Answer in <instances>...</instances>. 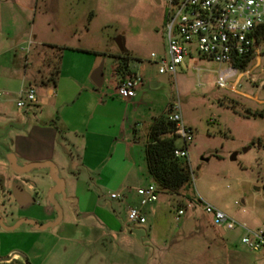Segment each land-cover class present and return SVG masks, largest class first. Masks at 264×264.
Segmentation results:
<instances>
[{
	"label": "crops",
	"instance_id": "crops-1",
	"mask_svg": "<svg viewBox=\"0 0 264 264\" xmlns=\"http://www.w3.org/2000/svg\"><path fill=\"white\" fill-rule=\"evenodd\" d=\"M39 1L0 0V129L6 133L0 141V213H15L5 221L8 226L24 219L48 224L55 222L59 213L62 218L55 227L43 230L29 224L13 232L0 229V264H25L23 258L29 264H135L133 259L137 257L150 262L156 256L152 245L166 246L172 232L170 200L164 197L170 195L166 193L144 208L146 224L128 221V208L139 205L138 190L154 184L145 161L153 120L144 112L148 108L144 89L131 99L117 95L118 62L111 67L112 90L105 89L104 63L94 59L97 57L92 52L77 47L63 54L57 84H48L49 76L39 68L45 54L39 47L49 44L38 42L30 16L26 21L21 15L34 13ZM12 2L18 11L13 10ZM26 43L32 50L25 54L21 45ZM194 62L188 60L184 66L193 67ZM101 65L104 84L98 88L94 73ZM152 85L160 83L154 81ZM29 86L36 89L37 103L21 109L17 101ZM228 89L238 98L219 101L264 110V99H259L264 89L256 88V96L236 87L235 82ZM37 107L39 112L34 110ZM186 123L192 128L188 120ZM143 124L147 128L142 134ZM11 155L20 166L55 164L66 195L49 197L56 185L47 168L41 169L46 176L35 185L15 175L9 163ZM15 180L19 181L17 188L12 184ZM11 187L12 195L8 194ZM113 193L123 198L113 200ZM67 199L76 202L64 201ZM198 199L208 202L198 195L190 204L193 211H203ZM54 200L60 204L51 206ZM230 212L249 228H258L254 223L258 213L252 217L244 211ZM12 255V260L4 261Z\"/></svg>",
	"mask_w": 264,
	"mask_h": 264
},
{
	"label": "rangeland",
	"instance_id": "rangeland-1",
	"mask_svg": "<svg viewBox=\"0 0 264 264\" xmlns=\"http://www.w3.org/2000/svg\"><path fill=\"white\" fill-rule=\"evenodd\" d=\"M44 1H39L34 13L21 14L24 20L30 16L38 42L66 47L67 51L77 47L92 52L97 57L94 59L104 63L105 89L112 90L111 67L122 55L116 40L122 37L126 52L130 53V70L144 77V87L140 89H144L143 99L148 103L144 112L153 121L167 118L179 101L184 121L188 120L194 130L195 138L189 145V161L195 173L193 187L177 196H164L170 200L172 233L166 246L152 245L151 251L156 256L150 262L137 257L133 259L134 263L264 264V250L254 252L243 244L246 233L242 228H220L214 225L211 216L200 208L193 211L190 205L201 195L242 224L230 211L248 212L252 217L258 213L259 217L254 219L258 228L254 230L264 226V119L245 118L241 115L247 110L245 107L236 103L226 105L218 100L237 99L238 96L228 88L218 86V66L213 63H192L204 69L201 77L193 67L179 68L177 82L169 75L159 74V65L153 61L152 54L161 57L167 52L164 4L157 5L153 0ZM12 7L18 11L15 3ZM21 49L24 53L29 52L32 46L26 43ZM39 49L45 53L40 58L39 68L48 77L57 63L58 53L47 46ZM263 70L264 58L260 67L258 60L250 64L248 71H252L257 80L253 82L243 76L241 87L245 92L256 96V88L263 86L261 89H264ZM222 74L230 83L240 76L228 65ZM154 81L160 85L153 87ZM259 99H264V90L259 93ZM34 110L39 112L40 109ZM146 128L143 124L142 134ZM3 138L6 133L0 129V141ZM177 144L182 147L184 143L178 140ZM234 156L235 160L232 159ZM43 171L35 169L22 177L35 185L46 176ZM180 209L184 214L178 217Z\"/></svg>",
	"mask_w": 264,
	"mask_h": 264
},
{
	"label": "built area",
	"instance_id": "built-area-1",
	"mask_svg": "<svg viewBox=\"0 0 264 264\" xmlns=\"http://www.w3.org/2000/svg\"><path fill=\"white\" fill-rule=\"evenodd\" d=\"M155 2V0H153ZM166 7V36L167 52L158 57L152 54L153 61L159 65L160 75H169L175 78L186 60L210 62L218 66L219 87L229 88L230 82L222 74L223 68L228 65L234 73H240L236 87L241 86L243 76L255 82L256 75L248 69L244 72L235 68L237 59L252 56L258 60V67L262 63V47L254 38L257 27L264 25V0H159ZM156 3V2H155ZM157 4V3H156ZM158 5V4H157ZM201 77L203 68L193 66ZM264 73V70H263ZM144 86V77L133 74L117 78L114 90L123 99H131ZM263 86H260L261 90ZM0 93V98H1ZM37 103L36 89L32 86L24 89L17 101L21 109L34 106ZM170 120L176 124L175 135L183 141V146L175 151L177 157L189 159V145L194 141L193 128L188 126L182 115L180 102L172 108ZM139 205L128 208V221L132 224L144 225L147 217L144 208L156 203L161 193L155 184L139 189ZM113 200H121L119 193L110 195ZM203 211L212 217L214 225L234 230L242 228L246 235L242 242L251 251L264 250V226L254 230L239 223L212 204L198 199ZM184 210L178 211V217Z\"/></svg>",
	"mask_w": 264,
	"mask_h": 264
},
{
	"label": "trees",
	"instance_id": "trees-1",
	"mask_svg": "<svg viewBox=\"0 0 264 264\" xmlns=\"http://www.w3.org/2000/svg\"><path fill=\"white\" fill-rule=\"evenodd\" d=\"M256 42L262 47L264 58V25L256 28L254 31ZM47 46L58 53L57 63L51 72L47 83L56 85L61 74V63L63 54L68 50L66 47L57 45ZM253 61L252 56L237 59L235 68L241 72L246 71ZM130 53L122 54L115 69V74L119 78L133 75L129 67ZM238 113L235 107H229ZM245 118H263L264 110L247 109L241 114ZM176 124L167 118H157L153 121L149 133L148 141L145 147V161L149 175L153 183L157 186L160 193H166L173 196L180 195L183 190L193 187L195 173L191 168L189 159H182L176 156L178 149V137L175 135ZM261 145L262 140L259 141Z\"/></svg>",
	"mask_w": 264,
	"mask_h": 264
},
{
	"label": "water",
	"instance_id": "water-1",
	"mask_svg": "<svg viewBox=\"0 0 264 264\" xmlns=\"http://www.w3.org/2000/svg\"><path fill=\"white\" fill-rule=\"evenodd\" d=\"M155 2L158 5L160 4L159 0H155ZM116 43L119 46L122 54L127 53L126 49L123 46L122 37H119L116 40ZM94 82H95V84H96V86L98 88H102L103 87V84H104L103 65H101L95 71V73H94ZM10 157L11 158H9V163L11 165V168L18 175L28 174V173L32 172L33 170H35V169H38V170L46 169V168L49 169L50 170V176H51L52 180L55 182V185H56L55 188L52 191H50L49 197L53 198V197H55L57 195H62L64 197L66 195V192L63 190L64 181L60 177L59 169L57 168V166L55 164H53V163H43V164H34V165H29V166H20L17 163V160L14 158L13 155H11ZM232 159L235 160L236 157L234 156ZM64 201L72 202V203L76 202V201H73L71 199H67V200H64ZM33 202L34 203L36 202V198H33ZM57 204L58 205L60 204L59 201H57V200H54L52 202L50 201V205L51 206L55 207ZM72 209H73V212L76 213V211H77L76 205L75 206L73 205ZM14 214H15L14 212H8V211H4V212L0 213V229L4 230L5 232H13V231H16L17 229H19L21 227V225L29 224L33 228H36L38 230H43V229H48V228L55 227L56 225H58L60 223L61 218H62L61 213H59V218L55 222H51V223L44 224V225H40L37 221H33V220H29V219H24L22 221H18L13 226L6 225L5 221L8 218L13 217ZM14 256L15 255H12V256L4 259V261H10V260L13 259ZM23 259L25 261V264H29V262L25 258H23Z\"/></svg>",
	"mask_w": 264,
	"mask_h": 264
},
{
	"label": "flooded vegetation",
	"instance_id": "flooded-vegetation-1",
	"mask_svg": "<svg viewBox=\"0 0 264 264\" xmlns=\"http://www.w3.org/2000/svg\"><path fill=\"white\" fill-rule=\"evenodd\" d=\"M15 175H17V174L15 173ZM17 176H20V175H17ZM12 184H14L15 188L19 187V181L18 180L13 181ZM8 194H10V195L13 194V188L12 187L8 190Z\"/></svg>",
	"mask_w": 264,
	"mask_h": 264
}]
</instances>
